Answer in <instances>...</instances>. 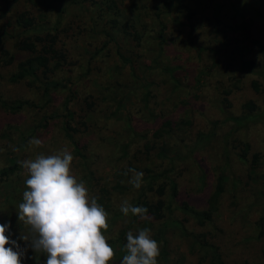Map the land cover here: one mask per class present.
I'll list each match as a JSON object with an SVG mask.
<instances>
[{
  "label": "rangeland",
  "instance_id": "1",
  "mask_svg": "<svg viewBox=\"0 0 264 264\" xmlns=\"http://www.w3.org/2000/svg\"><path fill=\"white\" fill-rule=\"evenodd\" d=\"M106 1L67 7L56 43L67 65L50 75L51 80L67 81L74 91L71 124L76 127L83 120L85 130L74 133L73 139L81 146L84 160L74 154L61 118L39 126L44 115L61 113L66 89L53 93L50 104L44 105L38 74L22 76L16 70L28 54L19 50L22 37L14 18L22 10L36 16V8L18 0L7 4L0 19V169L7 165L8 154L19 164L13 175L0 182V224L10 225L7 235L19 244L22 264H46L47 257L20 239L30 231L18 219V205L27 190V173L19 162L64 147L72 152L73 174L85 183L90 196L98 200L102 187L108 192L106 205L99 204L109 214L105 235L115 251L111 264H121L128 231L138 234L148 222L152 235L162 221L125 217L120 211L123 200L134 206L142 192L154 202L153 193L144 191L145 169L151 174L168 169V178L177 185L175 206L186 203L204 210L226 147L224 193L211 220L197 225L176 211L164 234L168 257L158 264H206L203 251L190 237L200 235H206L225 264H264V234L258 233L264 231V95L251 88L256 82L264 89V54L251 44L259 40L264 46V0H184L192 12L190 19L175 3L167 12L163 0H115L116 11H106ZM229 4L242 8V15L236 16ZM216 5L224 37L213 29ZM0 6L4 7L2 0ZM54 19L47 14L49 23ZM240 20L249 24L247 39L231 29ZM159 22L164 26L163 41L158 36ZM105 33L114 41L105 44ZM116 50L130 63L121 64ZM240 60H252L255 67L242 69ZM85 102L91 108L86 109ZM247 102L255 105L251 113L255 117L237 126L232 119H244ZM2 103L21 106L11 110ZM165 121L169 129L162 128ZM34 137L44 142L42 147L29 144ZM160 146L166 151L162 159L156 156ZM244 146L248 148L240 159ZM254 153L257 165L250 173ZM129 168L144 173L140 189L129 183L131 173L124 175ZM160 182L159 177L156 185Z\"/></svg>",
  "mask_w": 264,
  "mask_h": 264
},
{
  "label": "trees",
  "instance_id": "2",
  "mask_svg": "<svg viewBox=\"0 0 264 264\" xmlns=\"http://www.w3.org/2000/svg\"><path fill=\"white\" fill-rule=\"evenodd\" d=\"M30 6H33L37 10V15L32 16L29 12L22 10L17 13L14 18V25L18 33L21 35V39L18 42L19 50L28 54V56L20 61L16 65L17 72L21 73L22 76L29 75L31 73H36L39 76V88L41 91V96L43 98V104L48 105L52 101V94L60 90L66 89L67 96L60 105L61 113L58 111H53L52 114L44 115L41 118L39 126L44 128L50 119L52 118H61L60 122L62 125V130L66 138L70 141L74 154L79 158L84 160L85 156L83 154L81 146L73 139V134L85 130V122L80 120L76 127L71 124V100L74 99V91L70 90L67 87V81L65 80H51L50 75L59 71L64 65H67V59L65 53L58 49L56 46L57 36L63 30V13L66 11L68 6H80L87 2L95 3L94 0H25ZM257 1V0H256ZM4 7L0 6V19H3L7 12V4H15L18 0H2ZM177 4L181 7L184 12V17L190 19L192 17V12L190 11L187 4L184 0H163L162 6L166 8L167 12L169 11V6L171 4ZM230 8L236 16L242 15V8L237 7L235 4H229ZM106 11H116L117 5L115 0H107L104 6ZM219 6H214L212 18H213V29L214 31L224 37V31L220 28V21L218 20L217 14L219 12ZM47 14L54 16V21L49 23L47 20ZM160 23V22H159ZM160 31L158 36L161 41H163L162 35L160 33L164 30V26L159 24ZM125 26H122V30L125 31ZM248 28L249 24L247 21L240 20L234 27L232 31L239 32L242 37L247 39L248 37ZM128 34V33H127ZM108 42L114 41L112 36L109 33H105ZM137 35L134 34L132 38L137 39ZM251 44L256 48L260 54H264V46L259 40H252ZM96 54V53H95ZM94 54V55H95ZM93 55V56H94ZM115 57L121 64H129V58H126L119 50L115 51ZM11 57H8L5 63L10 61ZM240 67L242 69H252L255 67V63L252 60H240ZM18 74L14 75L17 76ZM16 79V78H15ZM251 88L254 92H262L256 82L251 83ZM4 107H7L11 110L18 109L21 106V103H16L14 105H7L2 103ZM90 102H85V108H91ZM244 110L246 111L244 119L239 120L233 118L237 126L243 125L249 120H253L255 115H251L255 111V105L251 102H247L243 105ZM245 120V121H244ZM170 123L165 121L162 123V128L169 129ZM159 131H156V133ZM155 133V135H156ZM247 146H244L240 159L244 158V153L247 150ZM165 148L160 146L157 149L156 156L158 158H165ZM222 159L223 163L218 169L217 176L215 178V183L213 186L212 193L207 199L206 208L204 210H195L189 207L186 203H182L179 206H175V199L177 197V185L174 180L169 179L167 176L168 169H163L157 173L151 174L149 169H145L146 173V184L144 185V191L153 193L155 200L154 202H149L145 198V194L142 192L139 194V197L136 198L134 206H143L148 209V215L152 219L162 220L154 232L152 233V238L155 239L160 248V256L158 257L159 263L166 262V257H168V252L166 251V243H164V234L170 225V217L176 212H180L184 216L191 218L197 225H203L211 220L213 213L216 211L217 204L220 200L221 195L224 193V181H225V168L228 167V149L226 147L222 150ZM258 154L254 153L251 156V162L249 164L251 173L252 168L257 165ZM7 165L0 169V182L6 179L7 177L13 175L18 169V163L14 156L10 154L6 157ZM172 166V165H170ZM252 167V168H251ZM162 178L163 182L156 185L158 178ZM115 187L120 188L118 184ZM262 193L264 194V177L261 182ZM166 189V190H165ZM98 200L97 202L101 204L103 202L104 206L106 205L108 192L105 188H100L98 191ZM166 195V196H165ZM164 196L166 198H164ZM135 217V216H134ZM149 227V223L145 222L144 227ZM147 227V228H148ZM259 235H263L264 231L258 232ZM190 236V235H189ZM122 237H124L122 233ZM193 241L198 246V249L203 251V258L206 259V264H225L219 254L217 248L208 243L206 235L200 236H190Z\"/></svg>",
  "mask_w": 264,
  "mask_h": 264
},
{
  "label": "clouds",
  "instance_id": "3",
  "mask_svg": "<svg viewBox=\"0 0 264 264\" xmlns=\"http://www.w3.org/2000/svg\"><path fill=\"white\" fill-rule=\"evenodd\" d=\"M43 141L32 138L31 146L40 148ZM74 156L67 148L58 153H40L20 161L26 171L23 202L18 205V219L28 226L30 235L20 239L36 253L46 254V264H111L115 251L105 235L109 230V214L95 197H91L83 181L73 174ZM129 183L140 189L144 173L129 168ZM125 217L131 214L150 221L148 209L133 206L125 199L120 205ZM10 225L0 224V264H22L19 244L7 233ZM125 255L121 264H158L160 248L147 227L138 234H126Z\"/></svg>",
  "mask_w": 264,
  "mask_h": 264
}]
</instances>
